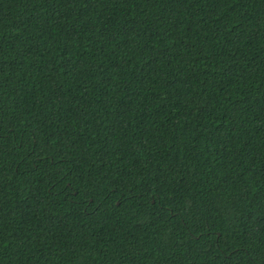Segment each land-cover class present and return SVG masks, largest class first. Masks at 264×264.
Instances as JSON below:
<instances>
[{"label": "trees", "instance_id": "16d2710c", "mask_svg": "<svg viewBox=\"0 0 264 264\" xmlns=\"http://www.w3.org/2000/svg\"><path fill=\"white\" fill-rule=\"evenodd\" d=\"M0 264H264V0H0Z\"/></svg>", "mask_w": 264, "mask_h": 264}]
</instances>
